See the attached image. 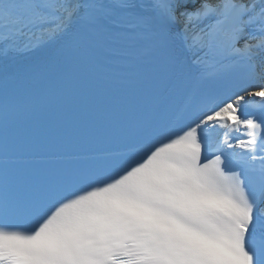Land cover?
Segmentation results:
<instances>
[{
	"label": "snow or ice",
	"instance_id": "1",
	"mask_svg": "<svg viewBox=\"0 0 264 264\" xmlns=\"http://www.w3.org/2000/svg\"><path fill=\"white\" fill-rule=\"evenodd\" d=\"M0 264H264V0H0Z\"/></svg>",
	"mask_w": 264,
	"mask_h": 264
}]
</instances>
